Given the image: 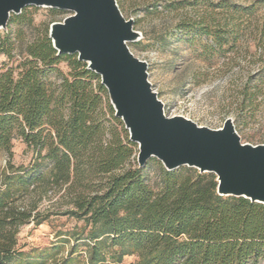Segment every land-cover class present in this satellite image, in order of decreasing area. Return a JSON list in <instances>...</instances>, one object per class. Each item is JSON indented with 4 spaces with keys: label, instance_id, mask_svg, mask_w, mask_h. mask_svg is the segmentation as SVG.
<instances>
[{
    "label": "trees",
    "instance_id": "obj_1",
    "mask_svg": "<svg viewBox=\"0 0 264 264\" xmlns=\"http://www.w3.org/2000/svg\"><path fill=\"white\" fill-rule=\"evenodd\" d=\"M198 4L232 18L253 13L227 0L166 7ZM28 9L0 30V157L7 158L0 170V264H35L49 255L19 250L16 237L22 225L45 221L37 208L51 191L88 228L74 236L70 252L84 247L86 264H121L130 255L137 264H264V204L218 195L213 173L167 171L154 158L139 166L137 145L99 77L75 54H57L49 26L34 25ZM180 28L192 33L190 43L203 41V52L233 48L238 38L235 27L209 13ZM16 139L35 151L27 166L11 160Z\"/></svg>",
    "mask_w": 264,
    "mask_h": 264
},
{
    "label": "rangeland",
    "instance_id": "obj_2",
    "mask_svg": "<svg viewBox=\"0 0 264 264\" xmlns=\"http://www.w3.org/2000/svg\"><path fill=\"white\" fill-rule=\"evenodd\" d=\"M116 1L124 17L132 18L134 29L141 34V39L128 47L148 63V79L167 116L181 115L213 129L230 118L242 143L264 144V0H227L241 8L253 7L249 16L233 18L224 10L210 11L202 4L166 7L167 2L178 0ZM204 1L216 4L223 0ZM28 8L34 25L40 29L68 14L51 12L49 8ZM207 13L238 30L233 48L203 52V41L189 42L192 33L182 31L180 24ZM5 62L6 58L0 55V66ZM60 68L66 70L65 64H60ZM12 152L15 165L27 166L35 157L34 149L20 139L14 140ZM6 160V156L0 157V170ZM59 196L60 193L51 191L41 199L37 211L45 212L46 219L38 225H22L16 237L17 248L32 255L49 252L35 264H63L67 259L68 264H86L84 247L78 245L72 255L70 252L76 243L74 236L82 237L88 228L83 219L65 212L68 205ZM30 199L26 198L24 203L28 204ZM137 263L133 255L125 256L121 262Z\"/></svg>",
    "mask_w": 264,
    "mask_h": 264
},
{
    "label": "water",
    "instance_id": "obj_3",
    "mask_svg": "<svg viewBox=\"0 0 264 264\" xmlns=\"http://www.w3.org/2000/svg\"><path fill=\"white\" fill-rule=\"evenodd\" d=\"M25 7L68 13L49 25L52 46L57 54H75L99 77L114 115L137 145L139 166L154 158L167 171L189 167L213 173L218 195L264 204V144L242 143L230 118L213 129L167 116L148 79V63L128 47L141 34L116 0H0V30Z\"/></svg>",
    "mask_w": 264,
    "mask_h": 264
}]
</instances>
